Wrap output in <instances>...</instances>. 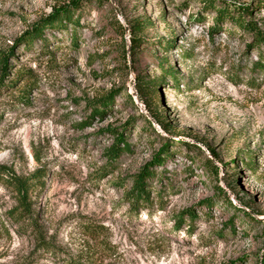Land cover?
Here are the masks:
<instances>
[{
  "label": "rangeland",
  "instance_id": "1",
  "mask_svg": "<svg viewBox=\"0 0 264 264\" xmlns=\"http://www.w3.org/2000/svg\"><path fill=\"white\" fill-rule=\"evenodd\" d=\"M225 1L249 5L264 31L262 0ZM73 2L77 26L47 28L46 43L23 48L28 30ZM215 11L201 0H0V62L11 47L15 55L3 81L0 73V264H264V45H248L251 35L226 19L211 32ZM115 18L123 26L147 21L136 50ZM161 67L174 69L177 85ZM137 78L155 80L144 100L164 108L168 131L145 111ZM116 91L110 110L91 117L88 102ZM111 127L129 148L108 163ZM167 139L148 201L132 207L133 175ZM207 158L253 220L223 201ZM37 169L45 170L38 182ZM17 181L27 187L34 225L12 212Z\"/></svg>",
  "mask_w": 264,
  "mask_h": 264
},
{
  "label": "trees",
  "instance_id": "2",
  "mask_svg": "<svg viewBox=\"0 0 264 264\" xmlns=\"http://www.w3.org/2000/svg\"><path fill=\"white\" fill-rule=\"evenodd\" d=\"M205 6L213 7L215 8L216 16H215V27H212L211 32L217 28V24L222 19L228 20V22L235 26L237 29H240L244 31L247 34L251 35V41L248 45H253L254 47H260L261 45H264V31L260 30L258 26L255 23V20L251 19V13L252 9L249 5L246 4H230L219 1V5L215 6L216 0H201ZM261 2H264L262 0ZM79 2H73L67 6L54 8V11L49 14L47 17H45L41 22L34 25L31 30H28L24 36L22 37V43L21 45L25 49H32L33 43L35 40H40L42 43H46L47 40L44 38L45 30L47 28H56L58 31H66L67 25L70 26H77L79 23L78 18H74V11L79 7ZM248 18V19H247ZM115 24L116 28L119 29L120 33L123 34L125 29L124 26L120 23V21L115 18ZM127 29H129V38L131 39V49L136 50V46L139 44V41L141 40V37H139V33L143 31V28L147 26V21H136V22H125ZM71 42L73 43L75 47L76 38L74 35L71 36ZM173 44V38H167L163 41V47L169 48ZM11 55L12 58H15L14 52L12 50V47L7 50V55H5L1 62H0V73L1 74V80L3 81V77L6 74L5 71L9 67V64L6 60L8 55ZM49 54V52H48ZM47 54V55H48ZM259 58H262V55L259 56ZM262 60V59H261ZM255 65L257 67L263 66L260 64V62H256ZM162 72L165 74V76L170 77L173 79L177 85L178 77L176 75V72L174 69L171 68H164L161 67ZM21 72V71H19ZM21 78V81L23 80L24 76H17V81ZM16 81V79H15ZM155 80L151 84H146V81L143 80V78H137L134 83L135 90L137 92V97L141 100L143 103V107L145 111L148 113V116L151 120L156 122L160 126V128L164 131H168L169 129V122L164 115V112L162 109L163 107H160V105H153V102L145 101L144 96L149 97L155 87ZM12 83H9L8 85H11ZM13 85L16 84L13 82ZM4 85H0V90L2 89ZM19 90L24 91V87L18 88ZM152 91H151V90ZM122 91H116L115 93H110V95H107L105 97L99 98L97 100H93L88 102L90 107V116H104L107 110H110V104L113 101V96L116 94H121ZM127 95V101L134 105L133 99L129 94ZM146 97V98H147ZM139 116L143 118V121L145 125L149 128L150 126V120L145 116L143 113H139ZM124 128V127H123ZM107 132H109L110 135L113 137V143L111 146H109L107 149L104 150L106 159L108 163H112L113 161L117 160L122 152L128 151L129 145L126 141V134H123L122 132H118L116 127L106 128ZM168 143L169 139L162 144L161 148L156 151L155 155L153 156V160L143 165L137 174L133 175L132 179V186L131 189L128 191V201L132 207L136 206L140 203H145L148 201L149 198V191H148V183L147 180L154 176L155 172H153V164H161L165 160V157L169 155L168 151ZM186 146H189L188 144H185ZM193 148L197 146H192ZM198 149V148H197ZM210 151V154L213 156L214 159H217V154L212 150L211 148H208ZM248 156V162L247 167H249L251 170L253 169V157L250 153L247 154ZM204 167L207 171H209L212 176L217 179V183L215 186V189L223 196V201L231 206L233 209H237L242 211L246 216H248L250 219L253 220L252 216L243 208H236V206L232 203V200L230 199L229 193H234L232 191V185L227 181L224 182V186H221L218 182L220 181V178L218 176L219 171L217 168V165L213 163V161L209 158H207L204 161ZM33 177L35 178V181L38 182L39 179L43 176H45V170L44 169H37L32 173ZM16 189L18 191V205L14 208V211H12L16 216L20 217V219H24L30 225H34L36 219L31 217L30 212V202H28L27 198V187L25 185L24 181H17ZM227 189V190H226ZM230 191V192H228ZM204 205L209 207L212 203L209 200H205L202 202ZM185 214L190 216L191 218H195L194 213L191 210H186ZM35 216V214H34ZM184 214L180 215L178 217V221L176 223L175 229L178 228L181 221H183ZM48 246H45V249L43 251H49ZM42 249V248H41ZM51 253V252H50ZM68 264H82L78 261H69ZM230 264H233L232 262Z\"/></svg>",
  "mask_w": 264,
  "mask_h": 264
},
{
  "label": "water",
  "instance_id": "3",
  "mask_svg": "<svg viewBox=\"0 0 264 264\" xmlns=\"http://www.w3.org/2000/svg\"><path fill=\"white\" fill-rule=\"evenodd\" d=\"M124 29L127 30V26L124 25Z\"/></svg>",
  "mask_w": 264,
  "mask_h": 264
}]
</instances>
